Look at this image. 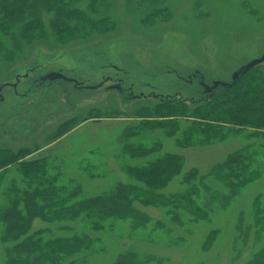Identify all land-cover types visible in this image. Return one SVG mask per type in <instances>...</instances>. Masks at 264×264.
<instances>
[{"label": "rangeland", "instance_id": "1", "mask_svg": "<svg viewBox=\"0 0 264 264\" xmlns=\"http://www.w3.org/2000/svg\"><path fill=\"white\" fill-rule=\"evenodd\" d=\"M109 1L114 6L106 13L115 23L110 34L62 45L53 38L49 16H44L48 37L23 45L11 61L6 52L15 50L13 43L0 34V148L32 151L26 159L47 157L51 171L59 174L58 184L78 186L83 198L112 194L118 184L133 183L124 170L127 167L177 154L183 159L181 172L160 193L183 192V174L195 170L196 177L205 178L209 192L222 197L229 189L208 177L210 169L240 149L247 150L253 167L261 164L264 139L245 137L248 129L211 145L181 148L178 141L186 126L181 118L172 135L167 134L170 123L129 137L124 130L143 123L141 108L178 99L192 106L219 95L224 87L212 95L205 87L230 83L236 70L260 58L264 54V0H163L159 6L166 12L159 15L151 14L153 6L147 7L142 0H130L127 5L125 0ZM87 4L83 0L77 6L90 15ZM252 70L264 76V62ZM50 73L77 80L85 88L61 80L42 83L40 78ZM107 78L112 83H105ZM120 85L123 93L115 90ZM130 94L140 98L129 99ZM125 146L158 148L142 157L130 155ZM0 174L1 207L13 184L19 190L25 184L16 165ZM199 187L195 199L208 211L209 221L189 223L182 214L180 225L173 223L165 208L136 203L150 219L144 227L135 229L128 217L107 220L102 230L91 231L85 223L89 221L80 217L59 224L35 219L31 231L50 229L42 234L47 239L88 235L92 248L65 257V264H113L128 253L135 254L140 264H246L264 247V234L258 238L252 223L253 202L258 196L264 200V174L242 185L225 208ZM210 232H215V238L206 248ZM1 236L0 223V264H4V251L13 243L2 241Z\"/></svg>", "mask_w": 264, "mask_h": 264}, {"label": "trees", "instance_id": "2", "mask_svg": "<svg viewBox=\"0 0 264 264\" xmlns=\"http://www.w3.org/2000/svg\"><path fill=\"white\" fill-rule=\"evenodd\" d=\"M82 1L0 0V34L9 37L15 48L6 52V58L11 61L21 52L23 45H31L34 41L48 37L44 16H49V25L56 34L53 38L62 45L75 39L86 40L96 34L112 33L115 23L106 12L114 6L113 3L109 0H87L89 15L77 6ZM125 1L126 5L130 2ZM142 1L146 2L147 7L153 6L151 14L166 12L159 6L163 0ZM95 14L98 16H92ZM178 100L162 101L159 107L141 108L139 114L144 116L143 123L138 127L126 128L124 136L137 135L145 128H165L169 126L166 123H170L172 128L167 134L172 135L178 127L176 121L181 118L186 123L182 138L178 141L181 148L211 145L248 129L250 132L245 137L264 139V76L258 70H250L230 87H224L219 95L198 104L190 106L188 101ZM152 117L162 120L146 119ZM65 126L67 123L59 129ZM155 148L158 147L127 149L125 146L124 149L132 156L143 157ZM31 154L30 150L0 148V172H4L7 166L16 165L25 184L24 189L20 190L13 184L6 194V202L0 207L1 239L13 243L4 251V264H65V257L92 248L88 235L43 238L42 234L50 229L32 232L35 219L59 224L83 217L89 221L85 222L89 230L100 231L107 220L131 217L136 229L150 222L149 217L135 207L137 203L146 207L165 208L173 223L180 225L182 214L188 216L189 223L209 221L208 211L199 206L195 199L199 186L210 199L225 208L229 198L236 195L242 185L257 181L264 174V161L253 167L247 150L240 149L229 154L208 173V177L229 189L222 197L209 192L203 183L205 178L196 177L195 170L183 174L182 182L186 185L183 192L164 195L159 191L180 174L183 161L180 155L167 153L144 166L125 168L133 183L118 184L112 194L83 198L78 186L58 184L59 174L51 171L47 157L26 159ZM1 182L0 174V185ZM252 223L259 238L260 234H264V200L259 196L252 204ZM214 238L215 232L207 235L206 248L213 243ZM113 264L140 262L136 260L135 254L128 253L119 256ZM246 264H264V247L253 253Z\"/></svg>", "mask_w": 264, "mask_h": 264}, {"label": "water", "instance_id": "3", "mask_svg": "<svg viewBox=\"0 0 264 264\" xmlns=\"http://www.w3.org/2000/svg\"><path fill=\"white\" fill-rule=\"evenodd\" d=\"M264 62V54L255 60H252L250 62H248L246 65L242 66L241 68H239L238 70H236L232 76H231V83H224V82H216L212 85L213 90H215V88H217L218 86H222V87H230L231 85H233L238 78H240L242 75L248 73L250 70H252L253 68H255L256 66L260 65L261 63ZM44 81L48 80V81H56V80H61L64 82H69V83H75L77 85V82L67 78L65 76H63L60 73H50L47 76H45L43 78ZM210 88V87H207Z\"/></svg>", "mask_w": 264, "mask_h": 264}, {"label": "flooded vegetation", "instance_id": "4", "mask_svg": "<svg viewBox=\"0 0 264 264\" xmlns=\"http://www.w3.org/2000/svg\"><path fill=\"white\" fill-rule=\"evenodd\" d=\"M43 78L44 77H42V78H40V81L43 83H45V82H54V81H48V80H46V81H44L43 80ZM70 79H72V78H70ZM72 80H74V79H72ZM74 81H76L77 82V85L75 84V83H72L73 85H74V87L75 88H77V89H81V88H85L83 85H81V84H79L78 83V81L77 80H74ZM188 81H191V80H188ZM108 82H111L112 83V81H111V79L110 78H107V80L105 81V83H108ZM66 83V82H65ZM67 83H69V82H67ZM225 83V82H224ZM231 83V82H230ZM230 83H228V84H230ZM113 85H115V84H113ZM118 85V84H117ZM112 86V85H111ZM109 87V86H108ZM219 87V86H218ZM217 87V88H218ZM87 89H92L93 87H86ZM217 88H215V90L217 89ZM1 90V89H0ZM115 90H117L118 92H120V93H123L124 92V89H122V87H121V85L118 87H116L115 88ZM205 90H207V91H209L210 92V95H212L213 94V92L215 91V90H213V88H212V86H210V88H207V87H205ZM142 95V94H141ZM144 96V95H143ZM134 97H136V98H140V96H133L132 94H130L129 95V99H131V98H134ZM142 97V96H141ZM154 98H156V97H158L157 95L155 96H153ZM3 102V99H2V97H1V95H0V103H2Z\"/></svg>", "mask_w": 264, "mask_h": 264}]
</instances>
